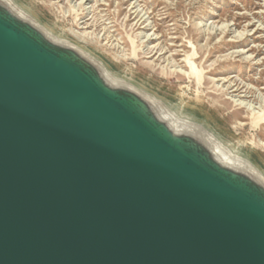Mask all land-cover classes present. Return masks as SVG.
Segmentation results:
<instances>
[{
    "label": "water",
    "instance_id": "1",
    "mask_svg": "<svg viewBox=\"0 0 264 264\" xmlns=\"http://www.w3.org/2000/svg\"><path fill=\"white\" fill-rule=\"evenodd\" d=\"M0 5V264H264V186Z\"/></svg>",
    "mask_w": 264,
    "mask_h": 264
},
{
    "label": "rangeland",
    "instance_id": "2",
    "mask_svg": "<svg viewBox=\"0 0 264 264\" xmlns=\"http://www.w3.org/2000/svg\"><path fill=\"white\" fill-rule=\"evenodd\" d=\"M12 1L163 121L181 122L187 134L188 122L202 125L264 179V0ZM190 135L212 150V140Z\"/></svg>",
    "mask_w": 264,
    "mask_h": 264
},
{
    "label": "bare ground",
    "instance_id": "3",
    "mask_svg": "<svg viewBox=\"0 0 264 264\" xmlns=\"http://www.w3.org/2000/svg\"><path fill=\"white\" fill-rule=\"evenodd\" d=\"M2 2H4V4H6L7 7H9V9L11 10V12H13L20 20L24 21V22H27L28 24H30L32 27H34L35 29H38L44 36H45V39H48L50 40L51 42H53L52 44L51 43H46L48 45L51 46V48H69V49H72V50H76L77 47L76 45L74 44H69V43H66V42H60L58 40H56L52 34H50L38 21H36L34 18L30 17L24 10L20 9L12 0H1ZM6 2V3H5ZM89 3V2H88ZM139 6V5H138ZM135 11V10H134ZM137 13V12H135ZM145 13V12H144ZM142 14V13H141ZM144 15V14H143ZM145 17V16H144ZM142 17L139 22L144 18ZM148 18V16H147ZM147 21V20H146ZM145 22V21H144ZM142 22V23H144ZM150 23V22H149ZM146 25V24H145ZM150 26V24H149ZM226 28V27H224ZM146 29V28H145ZM211 33L215 30V27H211L209 28ZM107 31V30H106ZM225 32V31H224ZM103 33V32H102ZM148 38H150L149 40L150 41H153L155 39H157V37L155 36V34H147L146 35ZM111 38V37H110ZM152 43V42H151ZM166 43V42H165ZM156 45V44H155ZM166 49V48H165ZM155 50V48L153 49ZM153 50L151 51V53L153 52ZM161 50H164L161 49ZM170 51V50H169ZM80 53V52H79ZM81 54V53H80ZM165 54V53H164ZM83 58L89 60L91 63L93 62L94 65L96 66L95 68L97 69V72L98 74H101L102 75V78L101 80L104 82V84L109 88V89H115V88H119V87H123V84H121L117 79H115L113 77V75L111 74V72L107 69H105L104 67H102L100 64H98L97 62L95 61H92L90 58H88L86 55H83L81 54ZM159 55V54H158ZM161 55V54H160ZM163 56V55H162ZM161 56V57H162ZM156 59V58H155ZM175 59V58H174ZM163 60V59H162ZM157 61V60H156ZM167 62V61H166ZM173 62V61H172ZM179 66V65H178ZM236 84V83H235ZM231 85V84H230ZM241 85V84H240ZM229 86V84H228ZM242 87V86H241ZM251 93V91H250ZM248 95V94H247ZM245 97V96H244ZM241 104V103H240ZM163 107V106H162ZM167 110V109H166ZM166 115H167V112H165ZM172 113V112H171ZM170 113V114H171ZM173 115V114H172ZM170 116V115H168ZM172 117V116H171ZM161 119H164L163 117H160ZM174 118V116H173ZM166 120V119H164ZM170 121L167 120V123L171 125V128L173 129V131H175L176 133H179L181 132L182 128L180 126V123L176 120V117H175V120L177 122L174 121V119L172 120L171 118L169 119ZM184 120V119H183ZM172 121L174 123H172ZM182 121V120H181ZM188 122V121H187ZM179 123V124H178ZM184 123V121L182 122ZM185 125V123H184ZM188 127H186V125L184 127H186L188 129V133L196 137H200V138H203L205 139L206 141L209 140H212L214 143V145L212 144L213 148H212V152L213 154L215 155V157L223 164V165H228L230 167H233L235 169H238L246 174H252V175H258L259 178L261 180H263L264 182V179H262V174L259 172V170L249 161L247 160L246 158L242 157V156H239L236 154L235 155H231L230 153H228L226 150L224 151V148L222 146V144L218 143L216 141V138L214 135H212L210 132H206L205 128L202 126V125H199L195 122H188L187 123ZM173 126V127H172ZM198 137V138H199ZM209 142V141H208ZM229 150V149H228ZM262 182V183H263Z\"/></svg>",
    "mask_w": 264,
    "mask_h": 264
}]
</instances>
